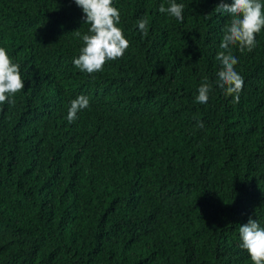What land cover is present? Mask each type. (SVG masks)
I'll return each mask as SVG.
<instances>
[{
    "label": "trees",
    "instance_id": "16d2710c",
    "mask_svg": "<svg viewBox=\"0 0 264 264\" xmlns=\"http://www.w3.org/2000/svg\"><path fill=\"white\" fill-rule=\"evenodd\" d=\"M175 2L183 22L158 11L170 0H113L129 47L88 74L75 0H0V47L26 70L0 105V264H252L239 227H264V28L251 52L232 46L233 103L215 84L231 17Z\"/></svg>",
    "mask_w": 264,
    "mask_h": 264
},
{
    "label": "clouds",
    "instance_id": "9594fccd",
    "mask_svg": "<svg viewBox=\"0 0 264 264\" xmlns=\"http://www.w3.org/2000/svg\"><path fill=\"white\" fill-rule=\"evenodd\" d=\"M75 3L82 9L84 22L90 27L87 34L75 32L82 39L83 46L73 64L88 74L102 72L106 62L123 57L129 47L124 30L119 26L120 11L113 6V0H75ZM184 9V4L170 0L167 7L161 4L158 11L183 22ZM213 10L216 13H227L231 17L219 45L222 51L216 55L221 67L216 74L215 84L226 97L233 98V103H238L244 78L235 69L238 58L233 55L232 46H238L241 53L245 50L251 52L256 47V34L264 28V4L261 0H232L231 4L220 0ZM137 26L147 36L149 20L146 16L137 21ZM25 72L22 73L20 64L14 63L6 49L0 47V105L16 103L14 97L24 88ZM212 88L213 83L205 77L198 87L196 101L206 104ZM89 106V97L78 95L70 102L68 122L75 121L78 113ZM203 126V121L198 120L197 127ZM239 236L240 246L247 250L252 264H264V227L259 221L250 217L247 223L240 225Z\"/></svg>",
    "mask_w": 264,
    "mask_h": 264
}]
</instances>
